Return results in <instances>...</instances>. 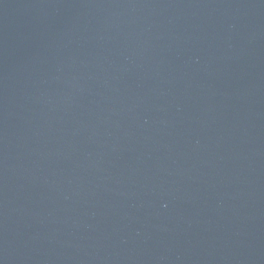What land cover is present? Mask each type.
<instances>
[{
  "label": "water",
  "instance_id": "obj_1",
  "mask_svg": "<svg viewBox=\"0 0 264 264\" xmlns=\"http://www.w3.org/2000/svg\"><path fill=\"white\" fill-rule=\"evenodd\" d=\"M0 264H264V0H0Z\"/></svg>",
  "mask_w": 264,
  "mask_h": 264
}]
</instances>
